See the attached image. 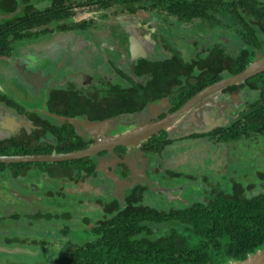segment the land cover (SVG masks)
I'll list each match as a JSON object with an SVG mask.
<instances>
[{"label": "flooded vegetation", "instance_id": "af4514ba", "mask_svg": "<svg viewBox=\"0 0 264 264\" xmlns=\"http://www.w3.org/2000/svg\"><path fill=\"white\" fill-rule=\"evenodd\" d=\"M196 2L207 8L201 17L194 16ZM7 4L0 0V155H49L65 153L60 148L79 150L84 141L87 146L92 144L82 127L56 120L46 110L83 116L110 129L155 122L209 86L177 106L181 96L200 87L209 74H223L217 82L241 73L259 54L264 56L262 44L256 40V32L264 30V22L258 21V9L264 8L261 0H21L13 11H7ZM189 5L191 16L184 10ZM19 7L22 13L4 17ZM227 33H231L229 38ZM34 39L45 46L65 39L63 50H58L62 58H51L46 51L33 52L29 44L36 43ZM243 62L245 67L233 73ZM184 64L194 65L204 75H186L180 69ZM102 85L111 89L105 99L97 91ZM263 100L264 71L203 99L174 128L154 134L134 149L119 145L113 152H99L90 158L91 170L81 164L76 171L72 165H60L68 161L1 162L0 227L31 232L46 224L58 226L60 218L52 216L63 214L72 226L50 229L66 243L48 263L59 264L69 245L77 243L70 239L69 231L78 227L83 241L91 239L99 218H109L104 208L113 202L125 207L130 193L141 201L144 194L147 205L165 211L208 200L217 191L236 198L242 193L249 199L264 196V171L250 172L245 153L256 148L251 136L263 139L264 134L230 135L233 128L247 125L244 116ZM212 112L224 114L225 120L213 128L221 129L222 139L211 140L236 143L229 150L243 146L234 173L226 178L233 182L229 188L210 184L214 174L226 170L196 172L183 165L184 171L166 167L162 161L164 149L178 141L209 138L196 135L207 132L197 130L207 125ZM90 114L95 115L93 120ZM258 148L256 155L264 163V151ZM244 167L248 173L243 178L235 175ZM248 174L259 176L260 183L242 184ZM192 188L195 193L186 194ZM149 200L157 201L155 206ZM85 207L95 211V218L84 215L74 221V214ZM45 237L39 234L35 239L46 243ZM58 240L47 243L61 242Z\"/></svg>", "mask_w": 264, "mask_h": 264}, {"label": "trees", "instance_id": "16d2710c", "mask_svg": "<svg viewBox=\"0 0 264 264\" xmlns=\"http://www.w3.org/2000/svg\"><path fill=\"white\" fill-rule=\"evenodd\" d=\"M20 1L5 0L7 6L10 5L7 11H13ZM196 3L199 9L194 5V16L201 17L207 8L203 9L202 3ZM171 5L169 9L172 8ZM189 7L184 8L187 15L188 10L191 11ZM30 9L34 10L33 7ZM35 11L39 12L37 9ZM258 11V21L263 23L264 8L259 7ZM48 19L52 21L54 17L50 15ZM244 67L245 62L233 73ZM180 69L192 78L197 74L204 75L203 72L198 73L194 65L184 64ZM223 76L209 74L200 87L187 90L188 95L181 96L177 106ZM193 82V85L197 84V81ZM97 91L101 97L104 96L102 99H105L110 95L111 89L102 85ZM94 116L90 114L91 119ZM244 117H247V125L244 124L242 129L233 128L231 134L227 133L224 137L228 134L235 138L245 137L249 136L250 132L263 136L264 100L259 105H253ZM220 131L221 129H217L198 133L196 137L209 135L210 139H222ZM222 131L226 132L227 128ZM81 144L80 148L87 146L86 141ZM70 150L71 148L59 149L60 152ZM77 164L83 165V169L88 166V170L93 167L88 157L60 165H72V169L76 171ZM239 196L236 198L235 194L217 191L214 197L208 200L165 211L147 205L144 194L141 201L137 195L130 193L125 207L116 206L117 202L105 205L104 213H108L109 218H99L91 239L70 244L68 252L59 264H224L230 260L244 259L250 253L264 248V196L254 199H249L244 193ZM140 201L142 206L137 207L136 202L141 204Z\"/></svg>", "mask_w": 264, "mask_h": 264}, {"label": "rangeland", "instance_id": "374dc122", "mask_svg": "<svg viewBox=\"0 0 264 264\" xmlns=\"http://www.w3.org/2000/svg\"><path fill=\"white\" fill-rule=\"evenodd\" d=\"M261 2L264 3V0H261ZM21 8L22 7H19L20 10H18V13H22ZM231 33H227L228 38L230 37L229 35H231ZM50 38L52 40L54 36L51 35ZM64 40L58 39L56 42L51 41L48 46H45L43 41L41 42V44H39L38 39H34L36 43H30L29 49H34L33 52L46 51V53L48 52L51 58H62V55L58 50H61V43L64 42ZM256 40L258 43L262 44V48L264 50V30L262 33L256 32ZM224 117V114L218 115L217 112H212L210 121H208L209 117L207 118V125H203L197 131L209 132L210 130H213V128L217 124L224 122ZM220 118L221 120L219 121ZM251 137H254L256 139V141H253L251 143L255 145L256 148L254 151L245 152L246 156L248 157L247 162L251 167L249 171H264V163L262 162L261 157L256 155L257 150L259 149L258 146H260V149L264 151V137L263 139L255 135ZM229 148L235 149L236 143L217 142V140L214 141L209 138L203 139V141H199L196 139H191L189 141L181 140L176 142L174 145L168 146L164 149L162 154L164 155L162 161L166 167H172L174 169H179L181 167V169H184V171L187 170L186 167H188V169H193V171L196 172L208 171L217 173L219 171L226 170V172L223 174H214V177L210 181V184L212 188H229L233 185V182L230 179L226 178L234 173V163L243 152V146L240 145V150H229ZM229 154L230 156L232 155L231 159L229 157ZM183 165H185L186 167H184ZM237 172L238 173H236L235 175H239L241 176V178H243L244 173H248L247 168L245 167L242 169H238ZM248 179L241 181V183L244 185L250 183L258 184L261 181L259 176H257L256 174H248ZM198 190L200 193L204 192L203 189ZM192 192L195 193L194 188L189 189L186 194ZM149 201L154 206L157 202H153L152 200ZM86 208L87 207L83 209V212L74 214V221L78 222L77 219L81 218L84 215L95 218V211H92L91 209L87 210ZM52 218H60V223L58 222V226L54 224H46L42 228L31 232L23 231L24 229L15 230L14 227L8 225L0 227V264H48L49 261L58 256L59 254L56 253L57 249L59 247L66 246V243L64 242V238L62 239L61 235L58 234V232H52L50 229L53 228L58 231V229L61 227L63 228L65 226H72V223L71 220H69L63 214H60L59 216L54 214ZM39 234L46 236L45 239L47 242H52L53 239H59L61 242H40V240L35 239L36 235ZM69 234L70 239L74 242H82L84 240L83 236L80 234V230L78 227L72 228L69 231ZM56 235L57 237H54Z\"/></svg>", "mask_w": 264, "mask_h": 264}, {"label": "water", "instance_id": "95a60500", "mask_svg": "<svg viewBox=\"0 0 264 264\" xmlns=\"http://www.w3.org/2000/svg\"><path fill=\"white\" fill-rule=\"evenodd\" d=\"M14 13L4 14V17H12ZM264 71V56L259 54V59L250 63L241 73L226 77L220 81L210 84L202 91L198 92L174 113H169L165 118L155 121L133 124L121 128H107L104 124L93 122L83 116L68 117L59 115L46 110V114L59 121H67L83 128L86 137L92 140L89 146L65 153H53L49 155H0V163H18V162H56L69 161L82 158H94L101 151L113 152V149L119 145L129 149H134L141 145L143 141H148L154 134L162 130L174 128V123L180 121L187 115L191 109L200 103L203 99L219 92L230 85L238 84L247 78ZM224 264H264V248L250 253L246 258L240 260H230Z\"/></svg>", "mask_w": 264, "mask_h": 264}]
</instances>
